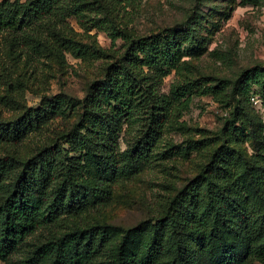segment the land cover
<instances>
[{"label":"trees","instance_id":"1","mask_svg":"<svg viewBox=\"0 0 264 264\" xmlns=\"http://www.w3.org/2000/svg\"><path fill=\"white\" fill-rule=\"evenodd\" d=\"M89 1H0V34L10 55L32 49L31 56L51 58L59 67L66 53L87 64L100 61L70 125L62 123L71 105L62 93L43 95L36 108L18 103L22 111L14 119L0 117V261L264 264V181L257 178L258 164L230 145L235 137L248 138L243 113L231 112L222 133L189 139L183 149L165 137L170 128L181 129L178 119L193 96L229 107L250 83L264 93V72L249 71L234 82L189 69L178 55L185 41L181 27L146 36L120 28L111 38L122 41L120 52L102 49L95 38L83 43L66 20L75 17L88 32ZM171 70L175 78L165 94L160 85ZM125 124H135L136 134L118 153ZM36 135L44 139L24 156L5 150ZM191 153L203 154L198 172L171 184L153 218L132 227L108 222L106 212L123 196L119 187L153 166L169 175L178 156ZM43 228L47 237L13 260Z\"/></svg>","mask_w":264,"mask_h":264},{"label":"rangeland","instance_id":"2","mask_svg":"<svg viewBox=\"0 0 264 264\" xmlns=\"http://www.w3.org/2000/svg\"><path fill=\"white\" fill-rule=\"evenodd\" d=\"M89 3L92 5L85 7L88 32H84L75 17L66 20L83 43L95 38L102 49L120 52L122 41L117 38L111 42L120 28L146 36L181 27L185 41L178 55L189 69L234 82H242L243 75L249 71L264 72V0H90ZM4 37L0 34V65L4 66L0 67V117L14 119L22 111L18 103L36 108L43 95L62 93L71 103L62 123L70 125L76 119L87 80L97 76L100 61L93 59L87 64L66 53L65 64L59 67L51 58L31 56L32 49L26 48L19 56H12ZM26 51L28 56H25ZM174 78L173 70L166 74L160 85L162 93L168 92ZM246 91L245 96H236L229 107L211 96H193L188 109L178 119L183 128H170L166 139L183 149L189 139L217 136L223 132L230 113L238 110L240 115L243 113L242 126L249 134L247 139L235 137L230 145L258 164L257 178L264 181V93L251 83ZM59 124L60 120L52 123L45 135L51 136ZM135 134V124L124 125L118 139V153L127 149ZM43 139V135L31 136L5 150L24 156ZM202 155L178 156L173 163L175 170H170L169 175L164 167L153 166L127 186L119 187L123 196L115 202L114 211L106 212L108 222L132 227L153 218L166 200L171 184L186 181L198 172ZM130 186L131 191H127ZM47 235L45 228L36 231L12 259L22 257L27 245L43 241ZM0 264L5 263L0 261Z\"/></svg>","mask_w":264,"mask_h":264}]
</instances>
